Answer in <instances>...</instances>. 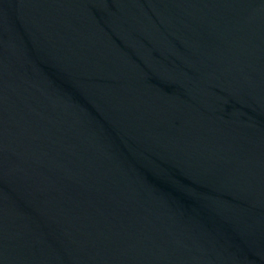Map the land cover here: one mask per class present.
<instances>
[{"label":"water","instance_id":"1","mask_svg":"<svg viewBox=\"0 0 264 264\" xmlns=\"http://www.w3.org/2000/svg\"><path fill=\"white\" fill-rule=\"evenodd\" d=\"M0 264H264V0H0Z\"/></svg>","mask_w":264,"mask_h":264}]
</instances>
